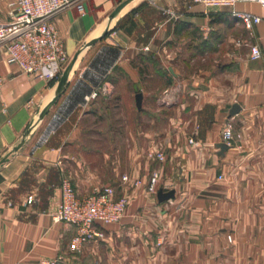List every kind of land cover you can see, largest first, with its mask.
I'll return each mask as SVG.
<instances>
[{
	"label": "crops",
	"instance_id": "crops-1",
	"mask_svg": "<svg viewBox=\"0 0 264 264\" xmlns=\"http://www.w3.org/2000/svg\"><path fill=\"white\" fill-rule=\"evenodd\" d=\"M124 1L84 0L83 13L69 8L52 20L69 62L87 46L28 142L0 166V264L57 257L62 264H264V6L132 0L117 13ZM235 12L261 18L254 36ZM253 43L260 59H251ZM0 72L1 159L55 97L59 81L8 65L1 50ZM167 89L175 103L165 106ZM107 91L137 116L102 153L85 147L87 137L102 138L85 123ZM235 104L241 109L231 115ZM227 126L233 139L224 151L218 145ZM157 148L164 161L147 156ZM65 177L79 197L110 185L116 197L129 198L121 221L102 225L104 237L81 252L70 248L75 226L54 219ZM160 192L171 195L160 199Z\"/></svg>",
	"mask_w": 264,
	"mask_h": 264
},
{
	"label": "built area",
	"instance_id": "built-area-1",
	"mask_svg": "<svg viewBox=\"0 0 264 264\" xmlns=\"http://www.w3.org/2000/svg\"><path fill=\"white\" fill-rule=\"evenodd\" d=\"M206 9L234 7L238 2H258L264 6V0H192ZM77 8L85 11L84 0H9L8 19L0 23V50L5 55L8 65H14L36 79L58 82L69 63V54L65 44L53 25V18L60 12ZM171 12V11H169ZM241 19L254 36L253 24L259 23L261 18L246 12L234 13ZM251 59L262 57V51L257 43L250 46ZM4 87V78L0 72V99ZM95 92L92 96H96ZM175 103V97L169 89L160 98L161 105ZM223 139L230 144L233 132L230 126L225 127ZM193 142V139L190 140ZM150 159L164 161L166 155L160 148L147 151ZM159 180V173H153L149 189L155 191ZM140 184L137 181L135 185ZM129 198L115 196V189L110 185L95 187L93 191L79 197L72 181L64 178L61 183V198L54 215L56 221H64L75 226V234L70 241V248L81 252L83 245L94 239L104 237L102 225L116 223L124 217ZM231 240V236H228ZM163 243V239L158 245ZM36 264H62L61 257L43 258Z\"/></svg>",
	"mask_w": 264,
	"mask_h": 264
},
{
	"label": "rangeland",
	"instance_id": "rangeland-1",
	"mask_svg": "<svg viewBox=\"0 0 264 264\" xmlns=\"http://www.w3.org/2000/svg\"><path fill=\"white\" fill-rule=\"evenodd\" d=\"M0 17H6L8 19V6L7 0H0ZM97 114L85 123L86 130L89 134L100 133L102 138L92 135L91 138L87 137L84 141L86 148L94 150H102V153H110L111 150L116 147L117 141L112 138V134L118 131H129L134 127L132 118L137 116L136 110L132 107L121 106L116 101L114 95L109 91L104 93L97 104ZM126 117V122L122 123V119ZM128 122V123H127ZM98 157L93 160L99 164ZM105 178L110 177L111 173L108 170L100 172ZM107 181V180H105ZM108 182V181H107ZM103 186V185H102ZM100 187V186H99Z\"/></svg>",
	"mask_w": 264,
	"mask_h": 264
},
{
	"label": "water",
	"instance_id": "water-1",
	"mask_svg": "<svg viewBox=\"0 0 264 264\" xmlns=\"http://www.w3.org/2000/svg\"><path fill=\"white\" fill-rule=\"evenodd\" d=\"M130 1H132V0H126L123 3H121L117 8V13L120 12ZM111 31H112V28L106 29L99 37L92 40L88 45H91L95 41L100 40L101 38H103L104 36L109 34ZM85 46H87V45H85ZM85 46H83L76 53L74 58L68 63V65L64 69L63 74L61 76V79L58 83L57 93H56L55 97L51 101H49L45 105L44 109L34 118L33 122L29 125L27 131L24 133L21 141L15 147H13V149L7 155L1 157L0 166L3 165L5 162H7L12 155H14L16 152H18L21 148H23L24 145L28 142L31 135L35 132L36 126H37L40 118L43 117L45 111L53 105V103L56 101L57 97L63 92L65 87L68 85V83L70 81L71 72L75 68L76 60H77L78 56L80 55L81 51L85 48ZM136 103H137V107L140 109L141 105H142V95L140 93H138L136 95ZM240 109H241V107L238 104H235L231 109V115L238 113L240 111ZM218 146L221 148V150H224V151L227 150L229 147L226 142L220 143ZM170 195H171L170 193L160 192L159 197H160V199H167L170 197Z\"/></svg>",
	"mask_w": 264,
	"mask_h": 264
}]
</instances>
